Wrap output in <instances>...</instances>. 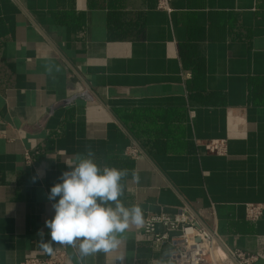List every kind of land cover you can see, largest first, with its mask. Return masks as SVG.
Masks as SVG:
<instances>
[{"label": "crops", "instance_id": "0c3cea01", "mask_svg": "<svg viewBox=\"0 0 264 264\" xmlns=\"http://www.w3.org/2000/svg\"><path fill=\"white\" fill-rule=\"evenodd\" d=\"M156 3L0 0V264L56 249L80 264L71 245L44 252L37 233L51 239L50 189L89 148L101 167L128 170L126 206H185L264 264V209L245 215L264 205V0ZM83 89L93 101L60 103ZM216 138L227 154L205 149ZM165 248L133 226L121 252L84 264H161Z\"/></svg>", "mask_w": 264, "mask_h": 264}, {"label": "clouds", "instance_id": "9594fccd", "mask_svg": "<svg viewBox=\"0 0 264 264\" xmlns=\"http://www.w3.org/2000/svg\"><path fill=\"white\" fill-rule=\"evenodd\" d=\"M94 157L89 148L86 154L76 153L67 164L69 170L47 197L54 210V216L45 220L51 239L45 241L43 231L37 233L44 252L51 254L56 244L71 245L78 250L80 264L97 253L121 252L129 229L144 225L141 206H126L121 199L128 170L101 167ZM123 260V255H115L113 264H123Z\"/></svg>", "mask_w": 264, "mask_h": 264}, {"label": "built area", "instance_id": "2783aa9c", "mask_svg": "<svg viewBox=\"0 0 264 264\" xmlns=\"http://www.w3.org/2000/svg\"><path fill=\"white\" fill-rule=\"evenodd\" d=\"M156 7L161 10H170V0H157ZM93 101L92 93L83 89L73 91L60 101L64 106L73 105L77 98ZM40 121L38 127L43 123ZM208 152L225 155L228 153V143L225 138L208 139L204 143ZM128 153L138 156L134 147ZM27 161L31 160L30 152L25 153ZM264 205L261 203L245 204V215L248 219H257L263 214ZM144 213V225L141 235L151 245L166 247L161 264H252L257 255L237 249L227 250L220 243L218 230L215 224L207 225L200 221L196 214L187 207H178L175 211L161 209ZM222 249L226 258L221 255ZM23 264H67L65 250L56 249L51 257H30Z\"/></svg>", "mask_w": 264, "mask_h": 264}, {"label": "bare ground", "instance_id": "6f19581e", "mask_svg": "<svg viewBox=\"0 0 264 264\" xmlns=\"http://www.w3.org/2000/svg\"><path fill=\"white\" fill-rule=\"evenodd\" d=\"M219 252L221 253V255H222L223 257H225V258H226V255H225V253L223 252V250H222V249H219Z\"/></svg>", "mask_w": 264, "mask_h": 264}]
</instances>
